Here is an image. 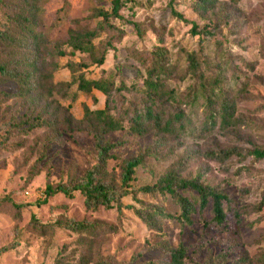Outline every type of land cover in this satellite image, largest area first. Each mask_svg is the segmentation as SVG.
<instances>
[{"label": "rangeland", "instance_id": "1", "mask_svg": "<svg viewBox=\"0 0 264 264\" xmlns=\"http://www.w3.org/2000/svg\"><path fill=\"white\" fill-rule=\"evenodd\" d=\"M10 1L22 2L0 0V28ZM27 1L41 31L37 49L43 72L38 89L41 96L34 106L25 96L14 93V80L0 77V264H52L55 259L59 264H77L83 253L85 264H96L99 257L111 264H169L160 249L164 243H181L186 248L182 264H263L255 257L264 251V157L232 155L221 160L207 152L232 145L245 149L250 146L248 139L264 142V0H219L216 13L194 10L191 0H125L118 10L120 16L111 20V28L100 29L90 38L94 46L91 53L71 52L68 37L91 28L100 19L97 11H109L111 0ZM129 21L141 23L143 32L138 35ZM192 22L198 28L205 25L208 32L200 33L201 47L209 70L235 98L238 126L234 130L217 127V118L204 127V104L198 101L191 106L183 100V92L193 81L192 76L183 74L185 54L199 46L190 30ZM106 42L113 48L109 47L102 63L96 64L92 55H99ZM155 45L166 49L165 82L182 94L171 106L188 114L190 127L186 132L151 130L138 135L128 130L127 102L140 95L145 77L138 57ZM78 73L111 80L114 86L122 82L131 90L112 91L105 106L100 91L77 90L74 79L52 87V83L69 81ZM234 73L239 77L232 80ZM242 85L241 91L238 88ZM45 101L50 104L48 112L58 102L77 118L87 115L85 107H105L122 125L105 134L110 141H123L113 153L127 157L151 147L158 154L147 156L145 165L135 169L131 184L151 183L171 168L182 176L198 177L230 196L223 223L212 219L210 200L202 212H192L187 223L177 219L178 207L168 195L137 193L144 202L159 205L172 216L162 219L161 229L154 230L131 209L124 208L121 214L103 206L85 209L79 191H73L72 196L60 191L45 195L47 182L80 176L95 154L94 138L89 133L68 135L58 122L53 127H26ZM119 163V159L107 163V170L115 177L120 172ZM123 201L138 206L128 196ZM32 213L47 224L42 232L29 225ZM68 217L100 220L116 228L90 237L53 223Z\"/></svg>", "mask_w": 264, "mask_h": 264}, {"label": "trees", "instance_id": "2", "mask_svg": "<svg viewBox=\"0 0 264 264\" xmlns=\"http://www.w3.org/2000/svg\"><path fill=\"white\" fill-rule=\"evenodd\" d=\"M125 0H111L109 11L98 10L97 16L100 19L89 29L76 32L68 37L67 44L70 51L75 50L90 52L93 49V43L90 38L95 36L100 29L111 28V20L119 17L120 6ZM235 2L239 0H233ZM194 10L203 13L211 10L216 13V7L220 6L219 0H191ZM5 21L0 28V77L12 79L16 83V95L25 96L29 103L34 106L40 100L39 82L42 77V70L38 64V45L41 31L38 28V20L35 11L27 0L22 2L10 1L6 4ZM175 15L181 17L178 11L171 8ZM135 28L138 35L143 32L142 24L135 21H129ZM192 35L198 42V47L185 54V65L183 74L192 76V84L183 92V100L191 106L201 101L204 104L205 119L203 126L207 123H214L217 118V127L221 129L234 130L238 126L235 121V98L230 94V89H226L222 79L210 72L206 55L201 47V32H208L205 25L198 28L195 22L190 26ZM160 37H158V41ZM113 48L111 44L105 43L102 46L99 55H92V60L96 64H101L104 54L108 48ZM166 49L160 45L153 46L148 54L138 57L141 63L145 77L142 79V91L139 96L128 100L130 114L128 115V130L132 133L143 135L148 131L155 130L167 134L183 133L190 127L188 114L180 108L172 107L176 105L179 97L182 95L168 87L165 82L167 73L165 61ZM74 68L72 67V71ZM239 77L234 73L232 80ZM246 78V76H245ZM73 79L76 82V89L80 91H90L92 88L100 91L105 96V106L107 99L112 91L121 92V90H131L125 84L120 82L114 86L113 81L101 77L89 78L78 73L69 81H57L52 83V87L62 82L69 84ZM238 84V82H236ZM243 90L244 86L238 88ZM5 95L11 93L3 91ZM168 102H171L168 104ZM49 102H43L36 114H32L28 129L36 126L45 125L53 127L57 122L60 124V130L68 135L76 133H89L94 138L95 154L93 162L78 177H68L64 181L56 183L47 182L44 186L45 195L60 191L66 196H72L73 191H79L83 196V206L85 209L94 210L98 206L114 208L118 214L122 210L131 209L140 217L148 228L154 230L161 229V221L165 217H172L166 213L161 206L146 203L141 200L137 193H164L170 197L178 207V213L175 215L181 222H191V213L196 210L202 212L210 200V213L212 219L217 224H222L224 220L225 206L231 198L229 195L220 192L214 186H211L198 177L188 178L182 176L176 168L168 169L162 175L158 176L151 183L133 185L130 181L133 179V173L139 166L145 165L147 156L157 157L158 154L151 147L138 150L135 154L127 157H119L113 153L112 149L123 143L122 140L110 141L105 134L110 130L121 128V122L106 113L105 107L101 109L90 110L85 107L87 115L84 118H77L67 109L56 102V105L48 112ZM47 113V115H44ZM94 115V116H93ZM54 119H53V118ZM264 125V123H263ZM57 132L52 135L56 138ZM249 147L227 146L208 151V156L217 157L221 160L232 155L240 157L252 156L254 158L264 157V142L256 143L248 139ZM109 159L120 160V172L115 177L107 170ZM128 196L134 203H126L123 198ZM237 215L238 213L235 212ZM237 218V217H236ZM29 225L40 232L47 226L41 223L32 213L29 219ZM54 224L62 226L73 232L81 233L90 237H96L102 233L114 231L116 226L95 219H75L68 217L63 220L55 219ZM163 259L169 264H182L186 248L178 243L176 246H170L166 243L160 246ZM87 260L86 253L80 255L77 264H85ZM255 260L264 264V251L258 253ZM52 264H59L55 259ZM96 264H111L106 259L99 257ZM148 264H152L148 262Z\"/></svg>", "mask_w": 264, "mask_h": 264}]
</instances>
